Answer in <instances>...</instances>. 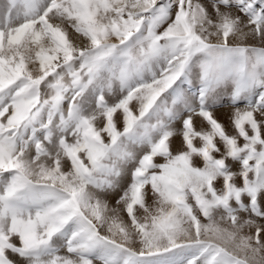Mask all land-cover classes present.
<instances>
[{"label": "snow or ice", "instance_id": "obj_1", "mask_svg": "<svg viewBox=\"0 0 264 264\" xmlns=\"http://www.w3.org/2000/svg\"><path fill=\"white\" fill-rule=\"evenodd\" d=\"M0 264H264V0H6Z\"/></svg>", "mask_w": 264, "mask_h": 264}, {"label": "rangeland", "instance_id": "obj_2", "mask_svg": "<svg viewBox=\"0 0 264 264\" xmlns=\"http://www.w3.org/2000/svg\"><path fill=\"white\" fill-rule=\"evenodd\" d=\"M5 3H6V0H0V10L3 9V6Z\"/></svg>", "mask_w": 264, "mask_h": 264}]
</instances>
